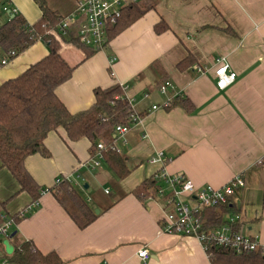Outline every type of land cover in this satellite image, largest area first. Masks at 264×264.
Here are the masks:
<instances>
[{"label":"crops","instance_id":"obj_1","mask_svg":"<svg viewBox=\"0 0 264 264\" xmlns=\"http://www.w3.org/2000/svg\"><path fill=\"white\" fill-rule=\"evenodd\" d=\"M8 1L29 24L41 17L34 0ZM46 1L63 17L77 5V0ZM149 1L153 9L88 59L66 42L70 37L58 41L61 56L74 68L71 79L57 90L71 114L90 109L96 89L126 87L124 95L140 122L123 138L113 137L130 174L118 180L104 160L94 166L97 153L93 155L89 139L71 141L63 129L51 132L45 140L51 156L37 154L25 162L44 191L38 203L0 166V224L30 209L10 230L14 249L29 241L43 254H56L63 264H211L198 239L163 232L162 220L170 209L164 199L171 192L165 182L164 192L155 197L134 193L157 178L161 166L150 161L158 153L166 160L167 177L183 176L198 188H221L242 176L245 186L235 200L241 217L237 229L257 237L264 247V0ZM9 17L0 7V27ZM48 52L37 41L0 66V86ZM222 59L237 74L226 90L216 86L215 70ZM166 81L172 88L163 95L159 89ZM177 96L187 98L191 109L164 108ZM61 178L97 215L85 229L48 192ZM5 240L1 237L0 261L10 259ZM144 247L150 254L147 261L138 256Z\"/></svg>","mask_w":264,"mask_h":264},{"label":"trees","instance_id":"obj_2","mask_svg":"<svg viewBox=\"0 0 264 264\" xmlns=\"http://www.w3.org/2000/svg\"><path fill=\"white\" fill-rule=\"evenodd\" d=\"M34 1L41 10L37 22L29 24L17 13L0 27V66L3 65V59L13 60L37 41L43 42L49 50L45 58L0 86V166L12 173L21 191L27 192L36 204L44 191L27 171L25 162L37 154L47 159L51 156L45 146V140L51 132L63 129L71 141L89 139L93 144V155L97 153L99 142H103L106 146L102 151L104 161L118 180H122L131 171L125 163L126 157L113 148L116 140L113 135H116L117 126H129L134 123V115L140 116L133 110L118 84L108 89H96V102L90 109L77 114L69 112L58 97L57 90L71 79L74 68L63 59L60 44L51 34L58 28L62 16L52 10L46 0ZM153 8L151 1L143 0L123 9L116 23L108 26V44ZM157 31L162 32L163 29L158 26ZM66 42L83 51L86 59L99 51L84 45L75 35H71ZM12 52H15V56L11 55ZM184 64H179V67L184 69ZM171 107L189 110L191 103L187 98L177 96ZM162 184L163 181L157 178L155 181L147 180L134 193L139 197H155L159 195ZM49 191L57 197L80 229H85L97 218L86 200L67 180H61L59 185ZM218 210H221L222 215ZM239 212L232 205L207 209L202 217L207 229H216L227 224L226 214L235 216ZM19 214L13 216L16 225L27 216L20 217ZM235 226L236 229L238 226ZM206 252L211 264H264V247L241 257L226 247L213 246ZM9 258L12 264H63L56 254H43L29 241L14 249Z\"/></svg>","mask_w":264,"mask_h":264},{"label":"built area","instance_id":"obj_3","mask_svg":"<svg viewBox=\"0 0 264 264\" xmlns=\"http://www.w3.org/2000/svg\"><path fill=\"white\" fill-rule=\"evenodd\" d=\"M141 1L143 0H77L75 11L70 15L64 16L58 28L52 31L51 34L57 41L65 40L74 34L87 47L99 51L104 50L108 46V26H113L116 23V19L121 15L123 9ZM0 7L10 16L19 13L17 9L11 8L8 0H0ZM11 55L15 56V52H12ZM113 61L114 59L111 60V62ZM9 62V60L4 59L2 64L5 65ZM215 74L216 86L219 90H226L237 80V74L233 71L231 72L225 59L220 61ZM121 87L123 89L126 88L125 86ZM170 88H172V84L166 81L160 85L159 91L161 94L166 95ZM174 98L168 99L163 105L164 108L171 107ZM128 101L133 107L132 101L129 99ZM153 109H157V106L154 105ZM133 118L134 123L140 122L138 116L134 115ZM133 124L117 126L115 134L123 138L131 130ZM96 147L97 154L93 162L94 166L97 167L104 160L102 151L106 149V146L103 143H99ZM113 148L117 150L115 145ZM150 163L161 166L157 173V178L162 180L163 184L165 182L171 191L170 196L164 199V204L170 209L162 220L163 232L171 235L195 237L205 251L213 246L226 247L241 257L246 253L259 249L260 245L257 237L248 236L241 232L239 228L235 229V225H238L241 219L239 214L235 216L226 214L227 224L216 229H207L202 217V213L207 209H219L236 205V193L245 186L242 176L234 177L227 185L221 188L211 186L198 188L183 176L167 177L165 174V164L167 163L162 153H158L157 156L153 157ZM61 180L62 178L57 179L55 184L59 185ZM162 188L159 194L164 192ZM29 210V208L23 210L19 216L23 217ZM15 225L13 218H7L0 224V241L1 237L8 239L10 230ZM138 256L143 261H147L150 257L148 249L145 247L141 248ZM0 264H9V260L4 259L0 261Z\"/></svg>","mask_w":264,"mask_h":264},{"label":"water","instance_id":"obj_4","mask_svg":"<svg viewBox=\"0 0 264 264\" xmlns=\"http://www.w3.org/2000/svg\"><path fill=\"white\" fill-rule=\"evenodd\" d=\"M96 213H99V211L97 210ZM15 234H16V233H12L10 236H11V237H14ZM4 246H5V248H6V253H7V254H9V255L13 254L14 247L11 246V244H10V242H9V239H6V240L4 241Z\"/></svg>","mask_w":264,"mask_h":264},{"label":"rangeland","instance_id":"obj_5","mask_svg":"<svg viewBox=\"0 0 264 264\" xmlns=\"http://www.w3.org/2000/svg\"><path fill=\"white\" fill-rule=\"evenodd\" d=\"M62 18H63V16H62ZM97 211V210H96Z\"/></svg>","mask_w":264,"mask_h":264}]
</instances>
